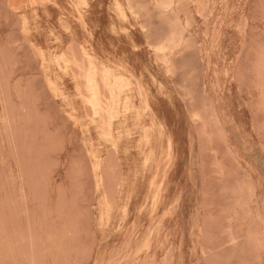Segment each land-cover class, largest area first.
Here are the masks:
<instances>
[{"label": "rangeland", "instance_id": "rangeland-1", "mask_svg": "<svg viewBox=\"0 0 264 264\" xmlns=\"http://www.w3.org/2000/svg\"><path fill=\"white\" fill-rule=\"evenodd\" d=\"M0 264H264V0H0Z\"/></svg>", "mask_w": 264, "mask_h": 264}, {"label": "bare ground", "instance_id": "bare-ground-1", "mask_svg": "<svg viewBox=\"0 0 264 264\" xmlns=\"http://www.w3.org/2000/svg\"><path fill=\"white\" fill-rule=\"evenodd\" d=\"M88 81H89V84L91 86V93H92L91 94V102L95 107V106H98V96H97L98 85H97L95 78H89Z\"/></svg>", "mask_w": 264, "mask_h": 264}]
</instances>
